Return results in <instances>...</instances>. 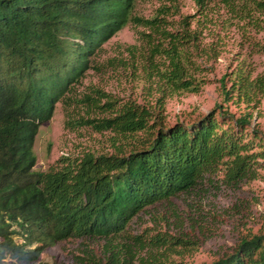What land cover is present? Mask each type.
Listing matches in <instances>:
<instances>
[{
    "label": "trees",
    "instance_id": "obj_1",
    "mask_svg": "<svg viewBox=\"0 0 264 264\" xmlns=\"http://www.w3.org/2000/svg\"><path fill=\"white\" fill-rule=\"evenodd\" d=\"M165 1L143 17L134 13L136 0H0V264L33 262L68 238L104 241L102 258L86 250L78 264H126L113 240L146 207L188 192L218 169L227 185L255 177L264 152L253 150L254 138L264 131H245L248 114L232 118L216 106L169 125L154 108L97 87L71 97L74 84L97 67L102 45L128 23L142 28L136 34L143 44L127 52L140 59L147 79L154 77L155 107L162 108L166 93L198 90L189 73L197 46L191 16H179L175 26L167 17L177 13V0ZM194 1L204 8L205 0ZM220 2L239 19L264 12V0ZM232 87L236 95H264V78L238 72ZM220 91L228 99L222 80ZM57 103L65 127L107 131L112 150L61 154L46 170H34L35 136ZM208 264H264V232L240 237Z\"/></svg>",
    "mask_w": 264,
    "mask_h": 264
},
{
    "label": "rangeland",
    "instance_id": "obj_2",
    "mask_svg": "<svg viewBox=\"0 0 264 264\" xmlns=\"http://www.w3.org/2000/svg\"><path fill=\"white\" fill-rule=\"evenodd\" d=\"M164 3L136 0L134 13L150 17ZM204 5L177 0V13L167 17L176 26L179 16H191L189 29L196 32L197 46L190 50L193 63L189 73L198 82L197 91L166 93L162 108L155 107L160 92L154 77L147 79L140 59L127 52L129 45L143 44L136 34L142 28L128 23L102 45L92 63L97 67L88 69L74 84L71 97L97 87L117 100L154 108L169 125L192 121L219 106L232 118L248 114L245 131L254 128L260 135L264 131V95L253 91L236 95L232 82L238 72L249 80L264 78V12L252 11V18L239 19L220 0H205ZM220 78L229 90L226 100L221 95ZM73 109L82 113L78 106ZM63 120L62 105L57 103L35 136L34 170H46L61 154L112 150L109 132L70 129ZM251 136L249 133L247 138ZM253 150L264 152V138H254ZM256 161L254 178L227 185L222 169H218L204 175L188 192L146 207L113 240L118 258H124L126 264H208L230 252L240 237L264 232V155ZM103 246L99 238H68L44 248L37 260L24 264H78V257L86 250L102 258Z\"/></svg>",
    "mask_w": 264,
    "mask_h": 264
},
{
    "label": "clouds",
    "instance_id": "obj_3",
    "mask_svg": "<svg viewBox=\"0 0 264 264\" xmlns=\"http://www.w3.org/2000/svg\"><path fill=\"white\" fill-rule=\"evenodd\" d=\"M31 248L34 249L35 248V245H32Z\"/></svg>",
    "mask_w": 264,
    "mask_h": 264
}]
</instances>
